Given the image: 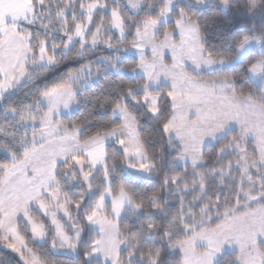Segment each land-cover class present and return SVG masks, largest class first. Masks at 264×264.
I'll return each instance as SVG.
<instances>
[{
	"label": "snow or ice",
	"instance_id": "obj_1",
	"mask_svg": "<svg viewBox=\"0 0 264 264\" xmlns=\"http://www.w3.org/2000/svg\"><path fill=\"white\" fill-rule=\"evenodd\" d=\"M0 264H264V0H0Z\"/></svg>",
	"mask_w": 264,
	"mask_h": 264
},
{
	"label": "trees",
	"instance_id": "obj_2",
	"mask_svg": "<svg viewBox=\"0 0 264 264\" xmlns=\"http://www.w3.org/2000/svg\"><path fill=\"white\" fill-rule=\"evenodd\" d=\"M214 38V36H212V37H209V39H213Z\"/></svg>",
	"mask_w": 264,
	"mask_h": 264
}]
</instances>
